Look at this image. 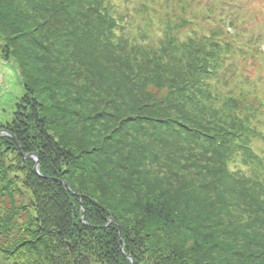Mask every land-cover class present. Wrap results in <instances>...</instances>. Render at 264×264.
Instances as JSON below:
<instances>
[{
  "label": "trees",
  "instance_id": "16d2710c",
  "mask_svg": "<svg viewBox=\"0 0 264 264\" xmlns=\"http://www.w3.org/2000/svg\"><path fill=\"white\" fill-rule=\"evenodd\" d=\"M231 4L0 0V264H264V50Z\"/></svg>",
  "mask_w": 264,
  "mask_h": 264
},
{
  "label": "rangeland",
  "instance_id": "374dc122",
  "mask_svg": "<svg viewBox=\"0 0 264 264\" xmlns=\"http://www.w3.org/2000/svg\"><path fill=\"white\" fill-rule=\"evenodd\" d=\"M231 3L232 15L229 20H237L244 34L261 35L263 44L260 47L264 50V0H231ZM229 16L226 15V21ZM189 18L193 17L189 16ZM2 45L3 42L0 40V123H5L12 118L16 103L24 89L15 61H5ZM248 71L255 82L260 77L264 79V59L248 66ZM262 84L264 85L263 81Z\"/></svg>",
  "mask_w": 264,
  "mask_h": 264
},
{
  "label": "water",
  "instance_id": "95a60500",
  "mask_svg": "<svg viewBox=\"0 0 264 264\" xmlns=\"http://www.w3.org/2000/svg\"><path fill=\"white\" fill-rule=\"evenodd\" d=\"M1 133H6V131H5V130H0V134H1ZM15 141H17V140L15 139ZM36 162H37V164H36V169H37L38 164H39V161H38L37 158H36ZM37 172H38V174H39V170H38V169H37ZM49 179L54 180L53 178H49ZM65 185L68 187L67 183H65ZM68 188H69V187H68Z\"/></svg>",
  "mask_w": 264,
  "mask_h": 264
}]
</instances>
